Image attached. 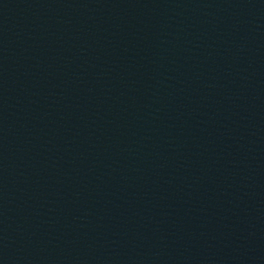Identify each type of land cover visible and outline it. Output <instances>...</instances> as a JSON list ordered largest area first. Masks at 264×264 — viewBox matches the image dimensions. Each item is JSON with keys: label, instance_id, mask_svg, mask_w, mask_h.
<instances>
[{"label": "water", "instance_id": "1", "mask_svg": "<svg viewBox=\"0 0 264 264\" xmlns=\"http://www.w3.org/2000/svg\"><path fill=\"white\" fill-rule=\"evenodd\" d=\"M0 264H264V0H0Z\"/></svg>", "mask_w": 264, "mask_h": 264}]
</instances>
